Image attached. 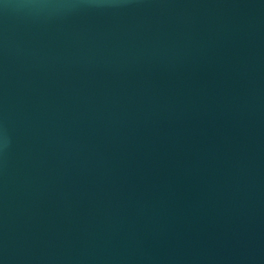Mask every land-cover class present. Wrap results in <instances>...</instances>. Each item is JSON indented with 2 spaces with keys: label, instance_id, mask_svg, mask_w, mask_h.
<instances>
[{
  "label": "water",
  "instance_id": "water-1",
  "mask_svg": "<svg viewBox=\"0 0 264 264\" xmlns=\"http://www.w3.org/2000/svg\"><path fill=\"white\" fill-rule=\"evenodd\" d=\"M0 264H264V0H0Z\"/></svg>",
  "mask_w": 264,
  "mask_h": 264
}]
</instances>
